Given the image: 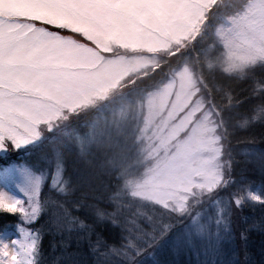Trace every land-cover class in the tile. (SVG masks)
Returning <instances> with one entry per match:
<instances>
[{"label": "snow or ice", "instance_id": "6c2138e0", "mask_svg": "<svg viewBox=\"0 0 264 264\" xmlns=\"http://www.w3.org/2000/svg\"><path fill=\"white\" fill-rule=\"evenodd\" d=\"M237 2L213 27L212 14L221 11L216 0H0V160L6 161L0 164V214L17 221V235L7 224L0 231V264H49L41 245L45 231L67 233L61 240L65 249L73 233L78 248L87 243L88 252L66 264H264V247L258 262L250 252L251 233L264 235V83L255 78L251 95L260 99L239 127H258L260 134L247 141L251 150L245 159H237L221 137L213 138L208 149L213 155L202 170L181 177L178 191L148 197L159 212L137 209L143 222L131 216L122 221L120 214L130 206L116 200L109 201L112 210L72 202L78 211L93 209L88 223L61 199L73 188L56 134L95 75L80 70L79 41L91 39L85 28L119 36L127 25L136 39L163 34L181 48L189 41L193 50L199 39L200 50L216 52L224 72L242 80L247 69L264 68V0H232L226 7ZM253 158L261 161L259 183ZM46 174L51 188L42 192ZM257 208L259 221L250 222L244 210ZM105 222L119 229L111 243L97 231ZM168 250L186 258H157Z\"/></svg>", "mask_w": 264, "mask_h": 264}, {"label": "rangeland", "instance_id": "374dc122", "mask_svg": "<svg viewBox=\"0 0 264 264\" xmlns=\"http://www.w3.org/2000/svg\"><path fill=\"white\" fill-rule=\"evenodd\" d=\"M216 3L221 11L213 12L209 21L213 27L220 16L239 7L238 2L226 7L232 0ZM85 31L91 39L77 38L82 45L80 70L95 75L75 97L78 106L64 113L68 119L61 120L56 134V148L66 163L64 175L73 178L81 169L95 165L113 175V194L154 204L149 196L176 192L181 177L202 170L213 155L208 150L213 138L221 137L226 144V128L220 119L224 107L212 104L211 90L218 75L238 77L224 72L216 52L200 50L203 41L199 39L193 50L189 41L181 48L163 34L136 39L127 25L121 27L119 36L105 28L87 27ZM210 33L211 28L206 29L205 36ZM170 50L180 51L169 56ZM93 63L97 66L88 67ZM256 68L260 75L264 68L246 71ZM258 80L264 83V78ZM226 101L231 104L228 97ZM211 128L214 131H208ZM46 178L51 188V175L46 174L44 182ZM9 218L14 220L8 224L9 233L15 236L17 221ZM60 236L55 248L64 253ZM55 257L63 261L64 254Z\"/></svg>", "mask_w": 264, "mask_h": 264}, {"label": "trees", "instance_id": "16d2710c", "mask_svg": "<svg viewBox=\"0 0 264 264\" xmlns=\"http://www.w3.org/2000/svg\"><path fill=\"white\" fill-rule=\"evenodd\" d=\"M259 69V68H258ZM257 68L254 70L246 71V78L239 79L233 75H218L215 78L214 87L211 90L212 104L214 106H219L220 108L224 107L222 110V115L220 117L224 129V137H227L226 145L231 150V152L237 156V159H245L246 154L251 150L250 145L247 141L250 138L256 137L260 134V129L258 127H253L247 131L241 130L239 124L246 118H251L252 115V105L257 103L260 97H253L251 95L254 78L260 79L264 78V69L261 70L260 75L257 73ZM146 76H144L145 78ZM139 80V79H138ZM137 80V81H138ZM150 82V79L148 80ZM147 81V82H148ZM226 93V94H225ZM228 95L231 104L226 101ZM226 101V102H225ZM237 101H243L242 103H237ZM224 143V142H223ZM257 147H260L258 144ZM240 153V151H244ZM261 161L257 158H253V164L251 168L254 170V177L256 182L259 183V171L258 167ZM106 169H98L95 165L88 169H81L80 173L76 177L71 178L70 187L73 188V192L66 198L69 202L67 207L73 211L76 215L84 218L87 216L89 220L86 222L91 223L92 219L91 213L93 209L87 208V211H78L72 207V202L74 201H83L84 205H97L100 208L112 210L113 204L109 203L110 200H116L122 205H129L130 207L124 208L123 212L120 214V219L123 221L124 216H131L133 218L141 219L142 218L135 215L137 209H140L148 214H152L155 209L156 212H159L160 209L154 204L144 203L138 198H133L132 196H118L113 194V175L106 173ZM50 180L46 178L42 192L49 191ZM116 193V191H115ZM118 196V197H117ZM70 204V205H69ZM70 206V207H69ZM51 216L50 210H48L47 216L45 219ZM244 216L249 218V221H259L260 210L257 208L255 211L251 209L244 210ZM10 217V216H9ZM5 218L4 214H0V228L4 230L5 224L13 223L14 220L11 218ZM15 218V217H14ZM13 218V219H14ZM42 222V221H41ZM39 227V223L36 224ZM8 228L10 226L8 225ZM97 231L101 232L103 236L111 243L117 239L119 229L114 228L110 222H105L102 226H97ZM45 237H42L41 245L44 253V258L48 260L49 264H52L53 261H57L55 255L64 254L63 262L69 260H79L81 259V252L87 253V243L84 242L78 248L76 244V233L72 234V240L68 244L67 249L64 248V253H62L59 247L53 248V244L58 240V234L53 235L49 231H45ZM61 238H66L67 234L60 236ZM47 238V240H46ZM47 241V245H45ZM56 245V244H55ZM264 247V235H262L258 230H254L250 236V252L252 253V259L254 262H258L260 259L261 248ZM71 254V255H69ZM91 257H89L90 259ZM158 259H163L167 261L171 260H181L186 257H181L173 255L170 250L161 253ZM59 261H61L59 259Z\"/></svg>", "mask_w": 264, "mask_h": 264}, {"label": "bare ground", "instance_id": "6f19581e", "mask_svg": "<svg viewBox=\"0 0 264 264\" xmlns=\"http://www.w3.org/2000/svg\"><path fill=\"white\" fill-rule=\"evenodd\" d=\"M218 2H219V1H218ZM218 2H217V3H218Z\"/></svg>", "mask_w": 264, "mask_h": 264}]
</instances>
